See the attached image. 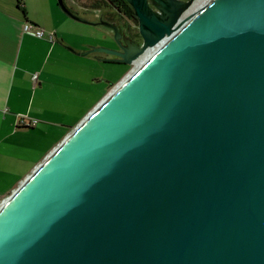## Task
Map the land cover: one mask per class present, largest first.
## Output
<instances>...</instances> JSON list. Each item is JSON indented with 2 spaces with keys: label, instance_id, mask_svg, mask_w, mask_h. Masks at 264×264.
Returning a JSON list of instances; mask_svg holds the SVG:
<instances>
[{
  "label": "water",
  "instance_id": "water-1",
  "mask_svg": "<svg viewBox=\"0 0 264 264\" xmlns=\"http://www.w3.org/2000/svg\"><path fill=\"white\" fill-rule=\"evenodd\" d=\"M124 1L141 41L98 14L87 53H149L2 200L0 264H264V0Z\"/></svg>",
  "mask_w": 264,
  "mask_h": 264
},
{
  "label": "crops",
  "instance_id": "crops-1",
  "mask_svg": "<svg viewBox=\"0 0 264 264\" xmlns=\"http://www.w3.org/2000/svg\"><path fill=\"white\" fill-rule=\"evenodd\" d=\"M63 1L90 23L68 16L57 0H0V203L128 73L102 52L87 53L116 47L109 29L91 23L109 9ZM26 24L57 39L37 38Z\"/></svg>",
  "mask_w": 264,
  "mask_h": 264
},
{
  "label": "trees",
  "instance_id": "trees-1",
  "mask_svg": "<svg viewBox=\"0 0 264 264\" xmlns=\"http://www.w3.org/2000/svg\"><path fill=\"white\" fill-rule=\"evenodd\" d=\"M87 8L99 10L102 12V8H108L104 14V18L108 21H112L114 16L118 17L123 22L128 23V28L132 23L137 25V19L129 6L124 0H89ZM86 7V6H85ZM125 22L123 24H125Z\"/></svg>",
  "mask_w": 264,
  "mask_h": 264
},
{
  "label": "built area",
  "instance_id": "built-area-1",
  "mask_svg": "<svg viewBox=\"0 0 264 264\" xmlns=\"http://www.w3.org/2000/svg\"><path fill=\"white\" fill-rule=\"evenodd\" d=\"M24 31L34 35L37 38H45L51 43L57 39L54 31H46L43 28L38 27V26L33 27L32 25L26 24L24 26ZM36 78H37V74L34 73L32 75V79L35 81ZM35 122H36L35 120L32 121V123H35Z\"/></svg>",
  "mask_w": 264,
  "mask_h": 264
},
{
  "label": "bare ground",
  "instance_id": "bare-ground-1",
  "mask_svg": "<svg viewBox=\"0 0 264 264\" xmlns=\"http://www.w3.org/2000/svg\"><path fill=\"white\" fill-rule=\"evenodd\" d=\"M206 0H197L194 4H193V6L184 14V16L183 17H186V16H188L190 13H192L195 9H197V7H199L200 5H202L203 4V2H205ZM148 50L145 52V53H143L141 56H139L135 61H134V67L132 68V70L133 69H135V68H137L140 64H141V62L144 60V58L148 55Z\"/></svg>",
  "mask_w": 264,
  "mask_h": 264
},
{
  "label": "flooded vegetation",
  "instance_id": "flooded-vegetation-1",
  "mask_svg": "<svg viewBox=\"0 0 264 264\" xmlns=\"http://www.w3.org/2000/svg\"><path fill=\"white\" fill-rule=\"evenodd\" d=\"M124 22H125V21H124ZM124 22H123V23H124ZM125 23H126V22H125ZM132 28H134L133 25H131V26L129 27V29H128L129 32H128V33L130 34V36H131L135 41L140 42V41H141V38H140V36H139V34H138L137 26H136V33L133 32Z\"/></svg>",
  "mask_w": 264,
  "mask_h": 264
},
{
  "label": "rangeland",
  "instance_id": "rangeland-1",
  "mask_svg": "<svg viewBox=\"0 0 264 264\" xmlns=\"http://www.w3.org/2000/svg\"><path fill=\"white\" fill-rule=\"evenodd\" d=\"M132 25H133V27L134 28H132V30H133V32H135L136 33V24H134V23H132ZM130 66V67H129ZM134 67V64H132V65H128V64H125L124 66H122V69L124 70V71H126L127 70V68H129L127 71L129 72L130 70H132V68Z\"/></svg>",
  "mask_w": 264,
  "mask_h": 264
}]
</instances>
